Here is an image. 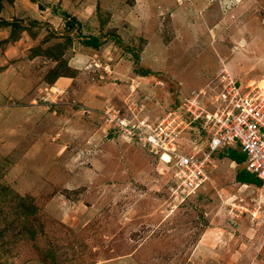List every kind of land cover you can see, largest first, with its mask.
<instances>
[{"label":"rangeland","instance_id":"obj_1","mask_svg":"<svg viewBox=\"0 0 264 264\" xmlns=\"http://www.w3.org/2000/svg\"><path fill=\"white\" fill-rule=\"evenodd\" d=\"M11 64L29 85H0V264H264L244 165L220 155L188 195L148 138L164 123L178 152L204 148L192 112L260 88L264 0H0Z\"/></svg>","mask_w":264,"mask_h":264},{"label":"built area","instance_id":"obj_2","mask_svg":"<svg viewBox=\"0 0 264 264\" xmlns=\"http://www.w3.org/2000/svg\"><path fill=\"white\" fill-rule=\"evenodd\" d=\"M215 114L203 116L202 112H192L193 121H202L207 126L208 138L193 152H178L175 146H169L163 137L170 131V125H158L148 137L150 143L166 151L182 181V187L188 195L203 189L211 179L218 157L227 150L234 149L245 156L244 168L247 172L263 182L264 189V89H253L244 93L236 84L228 95H221ZM188 106V105H185ZM117 125L119 120L116 119ZM120 124L126 126L124 122ZM121 125V126H122ZM130 135L134 128L127 130ZM146 138V142L148 141ZM164 158V157H163Z\"/></svg>","mask_w":264,"mask_h":264},{"label":"trees","instance_id":"obj_3","mask_svg":"<svg viewBox=\"0 0 264 264\" xmlns=\"http://www.w3.org/2000/svg\"><path fill=\"white\" fill-rule=\"evenodd\" d=\"M66 26L68 28H70L72 26V24L67 22ZM84 44L89 46V47H92V48H99L101 46L99 39L96 37L88 38L84 42ZM221 155L226 156L232 162H235L237 165H243L245 160H246L244 155L238 153V151H236L234 149L224 151ZM236 181L240 184H243V185H253V186H256V187L261 188V189L263 187V182L261 180H259L258 178H256L255 176H253L252 174H250L249 172H247L245 169L240 171L237 174Z\"/></svg>","mask_w":264,"mask_h":264},{"label":"crops","instance_id":"obj_4","mask_svg":"<svg viewBox=\"0 0 264 264\" xmlns=\"http://www.w3.org/2000/svg\"><path fill=\"white\" fill-rule=\"evenodd\" d=\"M14 45H15V43H14ZM15 68H16L15 65L11 64L10 66H7L5 70H2V72L0 74V85L1 84L6 85L4 88H7V92H8V95L10 96V100H16L14 96L17 95L19 93V91L23 92V90H20V89L29 85L28 84L29 81H27L26 79L24 82H21V81H18V79L13 75V74H15V72H14ZM0 69H1V67H0ZM4 77H5V80L3 79ZM26 83H27V85H26ZM56 83L60 84L59 88L66 89L69 86L70 81L68 78H61ZM52 87H54L56 89V85H54ZM38 91H40V88ZM2 101H6V99H2ZM232 163H235V162H232ZM251 186H253V185H251Z\"/></svg>","mask_w":264,"mask_h":264},{"label":"bare ground","instance_id":"obj_5","mask_svg":"<svg viewBox=\"0 0 264 264\" xmlns=\"http://www.w3.org/2000/svg\"><path fill=\"white\" fill-rule=\"evenodd\" d=\"M261 86H259L260 88H263L264 87V80H261L260 83H259ZM254 85V84H253ZM264 89V88H263ZM165 160H170V158L168 157V155H164V159L163 161ZM245 189H249L250 186H246V185H242Z\"/></svg>","mask_w":264,"mask_h":264}]
</instances>
